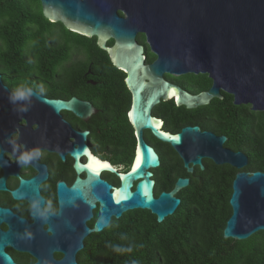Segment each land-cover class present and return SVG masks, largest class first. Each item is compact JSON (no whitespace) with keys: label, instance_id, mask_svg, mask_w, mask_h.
<instances>
[{"label":"water","instance_id":"water-1","mask_svg":"<svg viewBox=\"0 0 264 264\" xmlns=\"http://www.w3.org/2000/svg\"><path fill=\"white\" fill-rule=\"evenodd\" d=\"M41 4L49 21L60 22L78 34L95 36L114 66L125 71V82L133 95L130 117L140 137V155L129 172L119 173L120 185L116 187L100 178L101 170L82 164L79 157L86 154V148L77 149L73 154L75 166L87 176L77 178L71 187L64 182L58 184L60 212L43 215L51 234L45 231L31 238L24 223L15 231L0 232V264H17L5 252L7 244L17 246L15 235L26 236L28 250L38 258L33 264H78L76 255L84 247L83 237L101 232L112 216L121 218L129 210L142 209L149 210L162 223L174 215L182 203L177 195L190 179L179 178L171 191L155 196L156 181L150 169L159 167L160 157L144 142V129L170 143L188 172H193L196 165L205 169L204 157L238 170L229 200L232 215L224 229L225 238L246 240L264 231V171L244 170L249 157L243 151L224 147L227 136L201 131L199 126L185 127L179 133L165 132L160 129L161 120L150 114L161 99L175 97L177 105L195 109L210 104L213 98H222V90L234 96L236 105H251L254 111L264 112V0H41ZM140 32L147 35L158 56L151 65H146L144 46L136 41ZM112 38L114 44L108 46ZM167 71L208 74L213 85L208 91L193 94L165 80L163 73ZM1 77L0 74V84ZM0 89V93L11 96L4 84ZM31 92L44 108L85 116L86 103L75 97L56 100ZM8 100L15 109L39 108L30 105L28 97ZM104 168L116 172L112 166ZM36 186L32 179L22 182L21 189L34 199L38 197ZM96 202L100 204V215L90 228L86 220L92 217ZM64 210L68 214L64 215ZM0 212L9 214L7 210ZM54 251L62 252L64 257L55 260Z\"/></svg>","mask_w":264,"mask_h":264},{"label":"flooded vegetation","instance_id":"flooded-vegetation-1","mask_svg":"<svg viewBox=\"0 0 264 264\" xmlns=\"http://www.w3.org/2000/svg\"><path fill=\"white\" fill-rule=\"evenodd\" d=\"M49 22L54 26V22ZM48 33L45 43L50 45V52L54 53L57 49L58 36L55 28ZM79 36L90 40L93 46L95 43L98 45L95 36L82 34ZM136 41L144 46L146 65L155 62L158 56L152 49L147 35L143 32L138 33ZM113 44L114 39L112 38L108 41V46H113ZM1 46L3 42L0 39ZM93 50L98 52L92 55L83 53V57L75 56L76 59L72 57L73 60L70 62L67 60L75 55V51L71 50L67 56L65 60L67 66L71 67V62L73 64L80 61L87 63L81 75L78 76L34 77L31 80H22L8 76L7 72L0 70L1 84L7 86L10 92L24 87L48 99L70 100L75 97L86 103L85 116L82 118L69 110L56 112L51 108H44V105L40 104L33 95L28 96L30 105H37L39 108L35 110L32 108L29 110L15 109V106H12L8 100L10 95L7 92L0 93L2 94L0 98V210L9 211V214L0 212V232L15 231L24 223L23 227L27 230L28 236L37 238L38 233L49 229L50 225L43 220V215H57L60 212L58 184L64 182L67 187H71L77 178L85 179L87 176L85 171L79 173L75 166L76 158L73 154L79 148H86V154H82L79 161L101 170L100 178L113 186L120 185L119 173H127L134 167L140 155L138 152L140 137L130 117L133 95L125 82L126 73L114 66L107 51L103 49L104 52L101 53L95 46ZM99 56L105 59L98 61L96 58ZM202 74H179L167 71L163 73V78L190 93L198 94L200 92L191 91L190 85L186 82L189 77L202 76ZM224 92L226 91L222 90V99L225 97ZM210 104L202 108L188 109L184 105H177L175 97L168 100L161 99L152 107L150 114L151 117L161 120L160 129L165 132L179 133L185 127L199 126L201 131H210L217 136H227L224 147L238 151L228 146L230 136L221 133L224 131L223 126L220 125L222 121L217 110H210L208 107ZM82 133L86 134L83 136ZM142 137L144 142L154 148L160 157L159 167L150 169L156 181V197L163 191H171L179 178L190 179L186 188L192 184L194 179H202L203 173L198 170L200 166L196 165L193 172H188L177 150L170 143L158 139L150 129H144ZM25 153H31L32 157L21 161L20 157ZM202 162L205 166L202 170L207 172L214 169L213 164L218 165L207 157H204ZM97 163L99 166H95ZM107 166H112L116 172L105 169L104 167ZM218 166H222L223 169L221 168L220 171L223 173L233 175L238 172H235V167L229 164ZM32 179L37 183L38 197L34 199L28 198L24 189H21L22 182ZM162 179L175 180L173 188L159 191L158 182ZM186 188L181 189L179 193ZM96 204L92 217L86 220V225L90 228L94 227L100 215V204L98 202ZM68 212L64 210L63 214L66 215ZM128 212L124 213L121 218L112 216L109 225L101 232H93L83 237L84 247L76 255L78 264L90 259V245L98 243L101 234L114 224L118 225L119 220ZM14 217L21 222L18 223ZM50 234L51 232L47 231V235ZM15 238L17 246L7 244L5 252L17 264L36 263L38 258L28 250L30 247L24 242L26 236L21 238L15 235ZM63 257L62 252L54 251L55 260Z\"/></svg>","mask_w":264,"mask_h":264},{"label":"trees","instance_id":"trees-1","mask_svg":"<svg viewBox=\"0 0 264 264\" xmlns=\"http://www.w3.org/2000/svg\"><path fill=\"white\" fill-rule=\"evenodd\" d=\"M51 24L43 14L41 0H0V70L22 80L78 76L87 63L67 66L65 60L72 49L92 55L98 52L93 50L95 46L104 52L87 38L65 32L60 34L61 43L57 37V49L50 52L45 37L55 28ZM187 80L195 93L213 84L205 74ZM224 94L223 99L215 98L208 106L218 111L224 130L221 133L230 136V148L249 156L246 170L264 171V112L254 111L251 105H236L233 95ZM213 168L208 172L198 168L202 179H194L179 194L182 204L174 215L160 223L150 211L128 212L118 225L101 234L98 243L90 245L91 257L81 264H264V231L246 240L225 238L236 173H223L222 166L215 164ZM158 183L159 191L169 190L175 180Z\"/></svg>","mask_w":264,"mask_h":264},{"label":"clouds","instance_id":"clouds-1","mask_svg":"<svg viewBox=\"0 0 264 264\" xmlns=\"http://www.w3.org/2000/svg\"><path fill=\"white\" fill-rule=\"evenodd\" d=\"M31 95H32V92H31L30 89H27V88H24V87H20V88L15 89L12 92V94L10 96V99H13V100H15V99H24V98H26L28 96H31ZM31 157H32L31 153H25L24 155H22L20 157V159H21V161H26V160L31 159ZM34 207H35V205H34Z\"/></svg>","mask_w":264,"mask_h":264},{"label":"rangeland","instance_id":"rangeland-1","mask_svg":"<svg viewBox=\"0 0 264 264\" xmlns=\"http://www.w3.org/2000/svg\"><path fill=\"white\" fill-rule=\"evenodd\" d=\"M54 25V27H55V32H56V34H57V36H58V40H59V43H61V41H62V37H61V32H65V33H67V34H69V35H72V36H75L76 34L74 33V32H71V31H69V30H66V29H64L63 28V26L60 24V23H54L53 24ZM73 50V49H72ZM75 56H82L83 57V52L81 51V52H79V51H75V55L73 56H70L69 58H68V60L67 61H71V60H73V58H75ZM73 57V58H72ZM72 58V59H71ZM70 59V60H69ZM76 59V58H75ZM78 60V59H77ZM83 60V59H82ZM71 64V66L72 65H74L73 64V62H71L70 63ZM70 66V65H69ZM180 194V193H179Z\"/></svg>","mask_w":264,"mask_h":264},{"label":"snow or ice","instance_id":"snow-or-ice-1","mask_svg":"<svg viewBox=\"0 0 264 264\" xmlns=\"http://www.w3.org/2000/svg\"><path fill=\"white\" fill-rule=\"evenodd\" d=\"M139 163V162H138Z\"/></svg>","mask_w":264,"mask_h":264}]
</instances>
